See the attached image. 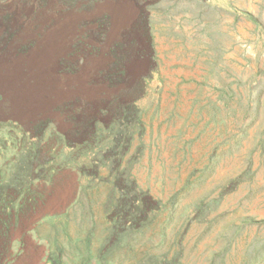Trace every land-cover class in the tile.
<instances>
[{
    "label": "rangeland",
    "instance_id": "1",
    "mask_svg": "<svg viewBox=\"0 0 264 264\" xmlns=\"http://www.w3.org/2000/svg\"><path fill=\"white\" fill-rule=\"evenodd\" d=\"M48 2V103L34 39L0 71V264H264V0ZM19 5L45 7L0 0L2 55Z\"/></svg>",
    "mask_w": 264,
    "mask_h": 264
},
{
    "label": "bare ground",
    "instance_id": "2",
    "mask_svg": "<svg viewBox=\"0 0 264 264\" xmlns=\"http://www.w3.org/2000/svg\"><path fill=\"white\" fill-rule=\"evenodd\" d=\"M49 6L48 2L44 8L36 10L35 14H31V7L25 8L21 5L17 6L15 10L13 8L9 9L8 11L14 14L9 26L15 31V36L10 41L6 53L3 55L0 53V61H5L2 65L0 63V71L4 77H8L11 75L9 73L16 68V64L12 63V59L10 58L9 51L11 50V43L15 40L26 41L34 39L36 41L37 46L36 51L33 52L35 55L32 59V70H35L36 77H38L36 80L38 89L40 90L37 94V100L45 103H48L51 91L50 81L48 79V72L50 70L48 56L51 44V35L48 28L50 21Z\"/></svg>",
    "mask_w": 264,
    "mask_h": 264
},
{
    "label": "trees",
    "instance_id": "3",
    "mask_svg": "<svg viewBox=\"0 0 264 264\" xmlns=\"http://www.w3.org/2000/svg\"><path fill=\"white\" fill-rule=\"evenodd\" d=\"M33 0H23L24 4H30ZM47 0H36L38 5L43 4L45 6ZM61 3H64L66 5V8H73L75 7L77 2H81L92 5L100 0H60ZM107 16H103L99 19H97V28H98V37L103 38L104 37V31L103 27L107 21ZM78 41V46H82V40L79 38H76ZM1 41V38H0ZM84 47V46H83ZM30 48L29 44H25L20 46L18 49V53L24 54L28 51ZM85 49L87 50H93L94 52L98 53L99 52V47H90L86 46ZM111 53V56L114 58V64L112 66V72L111 73H106L102 72L99 74L102 79L107 82L110 86H115L124 76V69H123V61L121 58H118L116 54V48L111 47L109 50ZM137 54L139 55L140 58L144 57V53L141 50H137ZM62 68H67L69 69V66H65V64H61ZM122 115L127 116L128 115V107H123L122 108ZM133 185H127V186H120L119 192L122 194L119 202V210H118V215H119V221L120 224H126L130 228L138 227L141 223H143L146 220L148 211L151 209V205L146 201L145 196H140L139 193H137L133 189ZM51 264H59V263H54L51 262Z\"/></svg>",
    "mask_w": 264,
    "mask_h": 264
}]
</instances>
